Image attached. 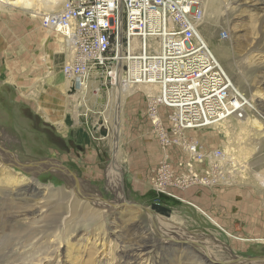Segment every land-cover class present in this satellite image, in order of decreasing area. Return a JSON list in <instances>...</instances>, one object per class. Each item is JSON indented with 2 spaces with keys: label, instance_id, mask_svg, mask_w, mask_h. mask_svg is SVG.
Segmentation results:
<instances>
[{
  "label": "rangeland",
  "instance_id": "374dc122",
  "mask_svg": "<svg viewBox=\"0 0 264 264\" xmlns=\"http://www.w3.org/2000/svg\"><path fill=\"white\" fill-rule=\"evenodd\" d=\"M207 1L201 34L253 106L241 118L175 130L157 87L136 85L118 104V131L115 112L103 121L112 79L93 70L87 94L71 97L63 42L40 14L0 1V264H124L128 236L140 226L157 235L154 214L207 240L222 260H264V1L216 0V11ZM192 143L222 156L193 161ZM24 178L48 188L49 239L38 240L31 211L15 199ZM55 243L58 257L49 255ZM185 263L194 260L164 252L131 264Z\"/></svg>",
  "mask_w": 264,
  "mask_h": 264
},
{
  "label": "built area",
  "instance_id": "2783aa9c",
  "mask_svg": "<svg viewBox=\"0 0 264 264\" xmlns=\"http://www.w3.org/2000/svg\"><path fill=\"white\" fill-rule=\"evenodd\" d=\"M204 19L205 0H69L58 14H40L41 26L58 33L66 48L67 89L85 84L93 70L111 79L120 61L122 82L157 87L175 130L244 114L240 91L201 34ZM150 115L160 126V116L153 109ZM188 150L197 162L222 156L195 143Z\"/></svg>",
  "mask_w": 264,
  "mask_h": 264
},
{
  "label": "bare ground",
  "instance_id": "6f19581e",
  "mask_svg": "<svg viewBox=\"0 0 264 264\" xmlns=\"http://www.w3.org/2000/svg\"><path fill=\"white\" fill-rule=\"evenodd\" d=\"M0 1L3 5H6V6H12V7L22 6L28 9L30 14H41V13L50 12V11H51V14H58V12L57 13L55 12L62 3V0H0ZM253 1L254 0H250L251 2L250 5H256L253 3ZM261 1H264V0H261ZM64 3L65 5H69V0H65ZM207 4H209L208 6H210V10L214 9L213 11H216L217 8L219 9L218 7L219 5L216 3V0H208ZM56 34H57V37H59V39L63 42L62 37L58 33ZM60 49H61V53H63V55L65 56V59H64L65 61L68 56L66 48L65 46L61 45ZM120 64L121 62L119 61L116 66V76H115V82H114L115 84L113 86V89L107 92V101L103 107V112L105 113L103 116V121L106 122V124L107 122L111 123L112 121V117L110 116L111 113L113 112L116 113V114L113 113L117 115V117H115L114 121L112 122V126L114 127V130L117 129V131L119 128L118 126L120 124V119L117 114L118 113L117 109L119 106L118 104L122 102L124 96H126L129 90L133 87V85H129L120 80V75H121ZM145 85H148V84H145ZM150 86L152 87L154 85H150ZM88 89H89L88 81H86L85 84L80 85V87H76L75 91L70 92L69 95L71 97L80 96V94L85 95L87 94ZM84 98L81 100L83 104H85ZM243 100H244L246 108L249 109V107L253 106L251 102L248 101L247 99L243 98ZM108 127L109 126H107V136L110 131ZM116 140H117V136H116ZM0 163L4 165V162H0ZM114 165L116 164L114 163ZM22 180L25 181L24 182L25 184L21 186V188H18L17 190H15V193H16L15 199H19L20 201H23L25 206L29 208V211H31L32 217L30 221V226L32 228L33 227L37 228L38 231L34 235L40 236L38 240L44 237L49 239L55 235V234L53 235V232H54L52 230L53 227L51 224H48L49 222L47 223L45 219L42 217L43 214L45 216L46 212L50 211L48 210L49 208L48 203L50 201L48 199L49 195H47V193L45 192V190H48V188L47 186H44L45 188L40 186L34 178H28V179L24 178ZM116 201L119 204L121 202H124L122 196H119V197L117 196ZM35 205H37V207H35ZM51 206L53 207V205ZM154 216H155L156 225L158 228L157 235H155L152 232H148L147 230H144L142 226H140L139 230H137L138 231L137 234H131V236L127 235L128 236L127 245L124 248L121 247V257L124 258L123 259L124 264L126 263L131 264L132 262L136 261V258L141 259L144 262L149 261L150 263V259L153 256L160 254V253L163 254L164 252L168 254L180 253L181 255H183L184 260H188V259L194 260V264H232L230 261H227L228 259L222 260L220 257H218V255L215 254L214 251L212 250L211 248L212 245L209 244L207 240L190 239L189 236L186 233H184V231L182 232L179 229H176L175 226L173 227V225H171V223L165 222L162 217L155 215V214ZM56 238H57V235H56ZM96 239L99 240V238H96ZM49 241L51 242L53 241V239ZM103 245L104 243H101L102 247ZM58 246H60V243H55V245L50 247L51 249L49 248L50 256L52 255L55 257L59 256ZM257 262L258 261H256V264H264V260L258 263ZM10 264H14V263L10 262Z\"/></svg>",
  "mask_w": 264,
  "mask_h": 264
},
{
  "label": "water",
  "instance_id": "95a60500",
  "mask_svg": "<svg viewBox=\"0 0 264 264\" xmlns=\"http://www.w3.org/2000/svg\"><path fill=\"white\" fill-rule=\"evenodd\" d=\"M115 66L113 65L112 66V69L110 70L109 72V75L111 76V79H112V82L114 83L115 82ZM69 92H73L75 91V88L74 87H70V89H68ZM158 101L160 102V96L158 95L157 97ZM100 134L103 135V136H107V129L106 128H103V129H100L99 130Z\"/></svg>",
  "mask_w": 264,
  "mask_h": 264
},
{
  "label": "crops",
  "instance_id": "0c3cea01",
  "mask_svg": "<svg viewBox=\"0 0 264 264\" xmlns=\"http://www.w3.org/2000/svg\"><path fill=\"white\" fill-rule=\"evenodd\" d=\"M40 19V18H39ZM40 21V20H39ZM66 81V80H65ZM65 86H66V88H67V83L65 82Z\"/></svg>",
  "mask_w": 264,
  "mask_h": 264
}]
</instances>
